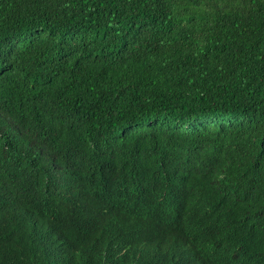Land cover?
<instances>
[{"label":"trees","instance_id":"obj_1","mask_svg":"<svg viewBox=\"0 0 264 264\" xmlns=\"http://www.w3.org/2000/svg\"><path fill=\"white\" fill-rule=\"evenodd\" d=\"M242 225L263 263L264 0H0V264H244Z\"/></svg>","mask_w":264,"mask_h":264},{"label":"clouds","instance_id":"obj_2","mask_svg":"<svg viewBox=\"0 0 264 264\" xmlns=\"http://www.w3.org/2000/svg\"><path fill=\"white\" fill-rule=\"evenodd\" d=\"M149 204V203H148ZM150 211L148 213H152L155 211L154 214H160L164 213L161 216H164V218L159 220H165L166 222L168 216L170 214L173 215L172 220H175L177 216H179V220L176 224L178 226L182 227L183 229H180V232H178L179 241L184 242L188 245H194L198 247L200 243H198V240L200 238V232L203 229V225H201V222H197V220L190 219L187 215V211L189 209V206L186 205L182 198L178 196H170L168 198H164L161 206L156 207L152 203L149 205ZM191 208V207H190ZM152 214H144L146 218L149 220L150 226L154 225V219L152 217ZM160 216V215H158ZM250 226L247 227V225H242V228H239V238L236 239L231 237V245L234 246L232 248L233 254H235L237 257L242 259L244 261V264L249 263L250 259V253H252V256H256L262 247V244L255 241L250 235ZM252 257V263L253 264H264L261 261H253Z\"/></svg>","mask_w":264,"mask_h":264}]
</instances>
